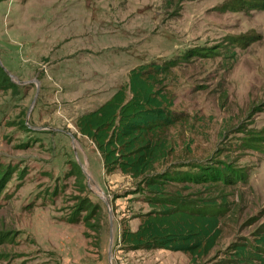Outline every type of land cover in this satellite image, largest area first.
Segmentation results:
<instances>
[{
  "label": "rangeland",
  "instance_id": "rangeland-1",
  "mask_svg": "<svg viewBox=\"0 0 264 264\" xmlns=\"http://www.w3.org/2000/svg\"><path fill=\"white\" fill-rule=\"evenodd\" d=\"M239 2L0 0V264H194L122 247L123 225L136 229L149 209L139 180L108 175L76 126L152 62L176 63L167 83L175 110L190 115L172 131V160L229 154L250 173L207 259L264 226V153L234 149L264 129V10Z\"/></svg>",
  "mask_w": 264,
  "mask_h": 264
},
{
  "label": "trees",
  "instance_id": "trees-1",
  "mask_svg": "<svg viewBox=\"0 0 264 264\" xmlns=\"http://www.w3.org/2000/svg\"><path fill=\"white\" fill-rule=\"evenodd\" d=\"M237 7L264 10V0H240ZM238 41L223 52L227 67L237 61ZM206 53L220 52L195 54ZM175 65L152 62L132 69L128 82L98 108L79 116L76 126L95 145L108 175L119 171L139 180L149 209L139 216L136 229L123 225L122 247L182 252L198 264L217 247L225 220L238 209L235 199L242 198L235 197V191L249 184L250 173L229 154L205 162L172 160L177 150L172 131L190 121L189 114L175 110L167 83ZM234 149L264 153V129L249 133ZM3 175L0 167V187ZM206 261L264 264V226L250 240L232 242Z\"/></svg>",
  "mask_w": 264,
  "mask_h": 264
},
{
  "label": "crops",
  "instance_id": "crops-1",
  "mask_svg": "<svg viewBox=\"0 0 264 264\" xmlns=\"http://www.w3.org/2000/svg\"><path fill=\"white\" fill-rule=\"evenodd\" d=\"M106 100H107V99H106ZM106 100H105V101H106ZM105 101L101 102L100 105H101L102 103H104ZM100 105H99V106H100ZM99 106H98V107H99Z\"/></svg>",
  "mask_w": 264,
  "mask_h": 264
},
{
  "label": "bare ground",
  "instance_id": "bare-ground-1",
  "mask_svg": "<svg viewBox=\"0 0 264 264\" xmlns=\"http://www.w3.org/2000/svg\"><path fill=\"white\" fill-rule=\"evenodd\" d=\"M105 199V198H104Z\"/></svg>",
  "mask_w": 264,
  "mask_h": 264
}]
</instances>
